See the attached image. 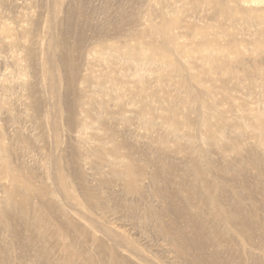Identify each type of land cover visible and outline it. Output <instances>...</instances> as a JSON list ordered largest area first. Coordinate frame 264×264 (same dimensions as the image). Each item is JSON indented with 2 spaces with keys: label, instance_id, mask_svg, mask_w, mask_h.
I'll return each instance as SVG.
<instances>
[{
  "label": "rangeland",
  "instance_id": "rangeland-1",
  "mask_svg": "<svg viewBox=\"0 0 264 264\" xmlns=\"http://www.w3.org/2000/svg\"><path fill=\"white\" fill-rule=\"evenodd\" d=\"M261 124L264 0H0L2 210L25 213L11 204L7 171L31 179L27 209L57 170L78 202L82 185L122 202L113 168L95 165L117 149L161 177L175 164L191 179L193 162L208 157L228 184H243L245 210L259 208L264 231ZM7 240L0 220V248Z\"/></svg>",
  "mask_w": 264,
  "mask_h": 264
},
{
  "label": "bare ground",
  "instance_id": "bare-ground-1",
  "mask_svg": "<svg viewBox=\"0 0 264 264\" xmlns=\"http://www.w3.org/2000/svg\"><path fill=\"white\" fill-rule=\"evenodd\" d=\"M162 32L165 45L172 48L170 36L166 30ZM259 128L264 135V124ZM107 153H112V159H97L95 165L113 168L123 182L122 202L87 185H82V203L78 202L67 193L57 170L55 177L47 176L50 190L42 187L36 195L38 207L27 209L33 198L31 179L5 173V179L14 184L7 191L11 204L24 208L25 213L19 216L10 208L0 209L8 239L0 248V264H25V256L30 264H244L247 256L264 264L259 208L252 205L246 212L243 184H228L225 171L212 165L208 157L204 167L193 162L194 174L189 179L190 172H179L175 164H169L161 177L158 169L146 171V165L135 163L129 154L122 155L117 149ZM145 185L153 187L152 198ZM47 196H55L59 202L49 201ZM31 211L35 218L29 221ZM10 220L15 226L6 222ZM19 224L25 225L26 238L21 237ZM47 224L50 233L40 230ZM76 238L81 242L75 251ZM15 242L22 244L19 253ZM55 246H59L56 256L52 253Z\"/></svg>",
  "mask_w": 264,
  "mask_h": 264
}]
</instances>
